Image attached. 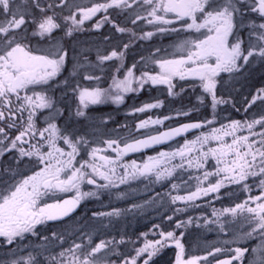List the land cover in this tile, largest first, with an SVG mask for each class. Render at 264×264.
<instances>
[{
    "label": "snow or ice",
    "instance_id": "1",
    "mask_svg": "<svg viewBox=\"0 0 264 264\" xmlns=\"http://www.w3.org/2000/svg\"><path fill=\"white\" fill-rule=\"evenodd\" d=\"M134 5L147 6V15L138 12L130 23L145 20L155 29V32H143L139 39L168 32H186L189 36L177 43L170 55L152 54L151 71H141L137 76L136 65H132L121 76L123 65L118 64L107 88L75 83L71 91L78 100L76 117H86L90 106L107 102L119 105L127 94L138 93L145 85L166 86L169 96L177 95L174 81H192L191 87H199L211 97L210 106L215 113L219 105L228 103L216 92L221 74L234 77L250 64L264 63V0H97L89 7H77L64 15L63 23L58 19L61 13L57 9H65L68 0H0V158L10 154L15 161L14 166H0V238L7 245H18L29 235L38 236V226L69 216L82 200L99 199L104 191L135 180L150 184L169 182L171 203L185 206L177 207V213L190 206L199 207L196 201L218 194L222 188L240 185L248 193L247 197L234 206L213 209L215 219L205 218V223L216 224L222 232L226 231L227 224H246L248 230L233 243L261 237V244L251 249L253 257L248 264H264V114L243 121L221 122L219 126L213 115L212 119L155 133L146 131L132 139L107 137L97 132L82 134L58 126L57 120L63 112L52 90L68 84L67 80L59 79L66 65L71 60L74 76L100 81L106 62L121 61L129 44L137 38L134 30L112 19L113 13L109 10L123 12L133 9ZM97 13L104 15L90 28L99 30L111 24L116 32L129 35V43L105 53L98 49L95 62L87 52L80 53L82 59H77L74 52L70 56L63 39H57L55 33L62 30L64 37L71 40L76 33L86 30L85 22ZM35 38L39 39L34 45ZM198 100L203 104L204 96ZM258 100L264 103V88H259L251 100L246 98L245 111ZM162 106L163 101L157 100L133 112L144 113ZM168 119L172 117L149 116L136 124V131L163 125ZM41 121L43 126H39ZM200 129L205 130L192 139L185 138L174 150L159 151L141 161L125 159ZM24 165H30L29 172L21 171ZM174 178L183 180L185 194H180V185L173 182ZM191 181H195L194 189ZM84 185L99 191H83ZM254 190L256 194H252ZM58 193L74 195L52 199ZM93 215L112 217L120 215V211ZM184 226V221H175L176 229ZM183 235V232L162 230L158 239H145L142 246L135 247V255L123 257L120 264H137L145 256L142 264H149L161 248L171 245L177 249L175 264H201L202 261L213 264L209 257L224 251L216 247L206 255L186 258L181 242ZM57 239L63 242L62 237ZM116 243L101 240L93 245L91 236L86 244L73 241L68 248L51 256L50 264H101L98 254L109 245H113L114 253ZM228 250L233 253L230 258L217 259L215 264H233V261L244 264L245 254L250 251L240 246ZM40 255L29 251L7 264H43L38 259Z\"/></svg>",
    "mask_w": 264,
    "mask_h": 264
},
{
    "label": "flooded vegetation",
    "instance_id": "2",
    "mask_svg": "<svg viewBox=\"0 0 264 264\" xmlns=\"http://www.w3.org/2000/svg\"><path fill=\"white\" fill-rule=\"evenodd\" d=\"M94 2H97V0H68V6L65 9H57V12L61 13L58 19L63 23L64 15H68L70 11H74L77 7H89ZM146 8L147 6L141 8L134 5L133 9H126L123 12H120V10H109V12L113 13L111 18L118 21L121 26L134 30L137 38L133 40L135 41V46H132L133 41L129 44L125 56L121 61L113 60L106 62L102 76V79L105 81L103 88H107L110 85V77L115 72V67L118 64L123 65L121 76L124 69L130 68L132 65H136L134 72L137 76L140 75L141 71H151L154 68L151 62L152 54L155 53L159 57L170 55L173 52V49H171L172 39L178 36L183 39L184 36L181 35H189L186 32L155 33L151 38L139 39L145 31L155 32L154 26L147 24L145 20H139L136 24L130 23V20L138 12L147 15ZM103 15V13H97L92 20L86 21L84 26L86 30L76 33L71 40L64 37L62 30L56 32L60 34L59 38L63 39L70 56L73 52L76 57L80 56L81 52H87L90 57L93 54L96 55L98 49L101 53H105L112 48L122 47L124 43H129V35L116 32L111 24H105L99 30L89 27ZM106 36L110 37V39L105 40ZM36 39L39 38L33 40L34 45ZM137 39L140 40L138 43H136ZM142 40L149 42L151 48H141V45L137 46ZM79 44L85 45L84 51L82 50L83 48H78ZM157 49H160L159 53L156 52ZM72 63L70 60L66 65V68L67 66L70 67L68 72L65 70L62 76L59 77L60 80H67L68 84H61L59 88L52 90L57 106L63 112V115L57 120L58 126L67 128L72 132L91 134L97 131L98 135L103 134L107 137L120 136L132 139L141 137L146 131L155 133L170 127H177L184 123L212 119L213 115H215L217 126H219L221 122L227 123L230 120L237 119L243 121L254 116L259 118L261 114H264V103L259 100L245 111L247 106L246 98L247 100H251V97L256 95L259 88H264V63H255L246 66L240 74H235L234 77L226 73L221 74V77L218 78L219 82L216 92L218 97H223L228 103L219 105L215 113H213L210 106L211 97L203 94L199 87H191L192 81H174L176 84L174 92L178 93L174 96L168 95L166 86L153 87L145 85L144 89L138 93L127 94L124 102L119 105L112 102L101 104V106L97 105L95 114L99 116V121L95 123L99 124L101 129H94L93 124H89V120H92V117L88 115V110L92 109L91 107L86 110V117L75 116L78 100L75 98L71 88L75 85L77 76L73 75ZM70 70L72 73H70ZM228 81L230 84L226 83ZM181 86H183L184 91H181ZM202 95L204 96L203 104L197 108H191L190 98L194 99V97L197 98ZM157 100L163 101L162 107L144 113L133 112L135 108ZM191 111L194 116L190 115ZM178 112H189V114L177 116ZM149 116L153 118L171 116L172 119L164 120L163 125H156L147 130L136 131V124ZM102 120L107 121V123L101 124ZM39 126H43L42 121ZM203 130L205 129L183 135L167 144L130 154L125 159L141 161L148 155H156L159 151L174 150L184 142L185 138L192 139ZM9 165L14 166L15 161L11 159L10 154H6L3 158H0V166L6 168ZM29 170L30 165H24L21 169L24 172H29ZM181 175L186 177L187 173H182ZM173 182L180 185V194H185L183 180L174 178ZM190 183L194 189L195 181H191ZM82 190L99 191L90 185H84ZM170 191V183L167 181L162 184H150L146 180H135L128 184L120 185L119 188L104 191L100 194L99 199L90 197L82 200L75 211L69 216L60 220L48 221L46 224L38 226V236L29 235L26 239L20 241L16 247L19 250L27 248L26 255L29 251L42 253L38 259L43 264H50L51 256H55L68 248L73 241L86 244L88 237L91 236L93 245L101 240L116 241L114 253L112 251L113 245H109L98 256L101 259V264H110V262L120 264L123 257L134 256L135 247L142 246L145 239L156 240L159 238L158 233L160 231L174 230L177 234L180 232L184 233L181 242L185 247L186 258L189 256L206 255L208 251L220 247L224 251L217 253L214 257H209V260L215 264L217 259L230 258L233 253L228 249L240 246L247 247L250 250L245 254L244 258V264H248L249 259L253 257L251 249L261 244V237L256 236L254 239H242L240 240L242 241L240 245L233 243V241L248 230L246 224L241 222L230 223L226 225V231L222 232L216 224L205 223V218L208 220L215 219L212 215L213 209L234 206L235 203L241 202L247 197L248 193H245L240 185H231L222 188L218 194L213 193L210 196L202 197L195 202L199 207L190 206L185 211L179 213L175 212V209L177 207L184 208L185 206L179 202L175 205L172 204L168 196ZM252 194H256V190ZM73 195L74 193H58L52 199H67ZM49 202H52V200H49ZM115 209L121 210L120 215L112 217L93 215V213L112 212ZM169 216L172 217L171 220L168 219ZM131 217L134 218V221H131ZM120 220L125 222L118 224ZM177 220L184 221L185 226L176 229L175 221ZM189 220L192 222L187 223ZM101 222L112 228L115 227V229H112V233L108 234L106 229L102 227ZM95 224L96 226L93 229ZM81 231L84 234L78 236V232ZM53 233L56 236H53ZM44 237H47V239H44ZM57 237H62L63 242L57 239ZM120 241L123 242L120 243ZM195 241L199 242L197 248L194 244ZM1 245H6L3 243V238H0V247ZM176 252L177 249L174 245L165 246L152 257L149 264H175ZM105 253L107 254L105 255ZM46 257L48 259H45ZM145 258L146 256L141 257L137 264H142ZM201 264H205V262L202 261ZM233 264H238V262L233 261Z\"/></svg>",
    "mask_w": 264,
    "mask_h": 264
},
{
    "label": "rangeland",
    "instance_id": "3",
    "mask_svg": "<svg viewBox=\"0 0 264 264\" xmlns=\"http://www.w3.org/2000/svg\"><path fill=\"white\" fill-rule=\"evenodd\" d=\"M55 36L57 37V39H60L59 38V36H60V34H58V33H55ZM181 36H184V38H186L187 36H189V35H181ZM183 38V39H184ZM182 38H180L179 36L178 37H175L174 39H172V44H171V49H173L172 51H174L175 50V45L177 44V43H179L181 40H183ZM140 40H138L137 39V42L136 43H138ZM141 45V48H147V47H150L151 48V46H149V42H144L143 40H142V42L140 43V44H138L137 46H140ZM132 46H135V41H133L132 42ZM84 47H85V45H81V44H79V47L78 48H83L82 50L84 51ZM140 48V49H141ZM147 51H148V49H147ZM97 55V54H96ZM96 55H91L89 58L93 61V62H95L96 61ZM77 59H82V57L81 56H77L76 57ZM73 64V63H72ZM69 66H67V68H66V70H67V72H68V70H69ZM72 69H73V65H72ZM135 70V69H134ZM103 72H104V69H103ZM103 72L102 73H100L101 74V76H103ZM70 73H72V71L70 70ZM76 83L77 82H79L80 84H81V86H89V87H94V86H96L97 84H99V86L100 87H102L103 88V84L105 83V81L101 78V80L100 81H86V80H83L82 79V76H77V79H76V81H75ZM226 83H228V84H230V82L228 81V82H226ZM198 101V102H197ZM201 105V103H200V101L198 100V97L197 98H195L194 97V99H192V97L190 98V106H191V108L192 107H195V108H197L198 106H200ZM97 106V105H96ZM96 106H90L92 109H90V110H88V115L90 116V117H92V120H89V124H93V128L94 129H98V130H100L101 129V126L99 125V124H97V123H95L96 121H99V119H98V115H96L95 114V111L97 110L96 109ZM101 106V105H100ZM92 111H93V114H92ZM193 112L191 111L190 112V115L191 116H194L193 114H192ZM256 115V114H255ZM190 116V117H191ZM84 118V117H83ZM95 132H97V131H95ZM199 134V133H198ZM197 135V134H196ZM111 202H113V200H111ZM121 211V210H120ZM101 217H104V216H101ZM131 221H134V218L133 217H131ZM125 221H123V220H120V221H118V224H123ZM101 224H102V227L103 228H105L106 229V231L108 232V234H111L112 233V229H115V227H111V226H109V225H107V224H104V223H102L101 222ZM95 226H96V224L93 226V229L95 228ZM92 232V231H91ZM244 233V232H243ZM81 234H84L83 233V231H81V232H78V236H80ZM241 243H242V241H240L239 240V243L238 244H240L241 245ZM195 246H196V248L199 246V242L198 241H195ZM13 249V250H12ZM12 250V251H11ZM40 251V250H39ZM23 252V253H22ZM26 253H27V248H22V249H20L19 250V248H17L16 247V245H1V247H0V264H7V262H9V261H11V260H13V259H19V257L20 256H24V255H26Z\"/></svg>",
    "mask_w": 264,
    "mask_h": 264
},
{
    "label": "water",
    "instance_id": "4",
    "mask_svg": "<svg viewBox=\"0 0 264 264\" xmlns=\"http://www.w3.org/2000/svg\"><path fill=\"white\" fill-rule=\"evenodd\" d=\"M193 131H195V130H192V131H189L188 133H190V132H193ZM186 134V133H185ZM184 135V134H183ZM183 135H181V136H183ZM180 137V136H179ZM162 145V144H161ZM156 146H159V145H156ZM156 146H154V147H156Z\"/></svg>",
    "mask_w": 264,
    "mask_h": 264
}]
</instances>
